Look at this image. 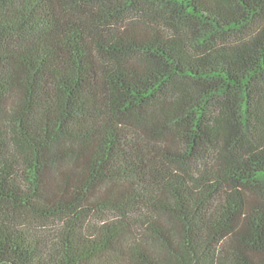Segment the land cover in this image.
<instances>
[{"label":"trees","instance_id":"obj_1","mask_svg":"<svg viewBox=\"0 0 264 264\" xmlns=\"http://www.w3.org/2000/svg\"><path fill=\"white\" fill-rule=\"evenodd\" d=\"M0 264H264V0H0Z\"/></svg>","mask_w":264,"mask_h":264}]
</instances>
